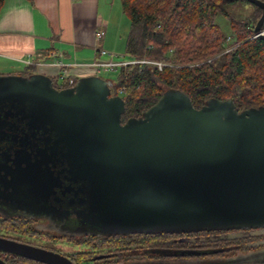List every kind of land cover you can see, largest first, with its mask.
I'll use <instances>...</instances> for the list:
<instances>
[{"label": "water", "instance_id": "95a60500", "mask_svg": "<svg viewBox=\"0 0 264 264\" xmlns=\"http://www.w3.org/2000/svg\"><path fill=\"white\" fill-rule=\"evenodd\" d=\"M246 1L261 10L253 34L264 41V3ZM110 87L94 76L56 89L39 73L0 75V130L26 129L15 137L21 152L13 162L39 164L36 172L64 166L76 188L67 192L81 198V228L103 237L264 229V107L238 112L232 100L211 99L195 109L167 90L122 123L124 102ZM0 252L72 264L3 238Z\"/></svg>", "mask_w": 264, "mask_h": 264}, {"label": "trees", "instance_id": "16d2710c", "mask_svg": "<svg viewBox=\"0 0 264 264\" xmlns=\"http://www.w3.org/2000/svg\"><path fill=\"white\" fill-rule=\"evenodd\" d=\"M264 3V0H259ZM4 0H0V9ZM130 26L125 53L133 59L161 61L121 69L111 96H120L128 118H139L167 90L184 93L195 109L211 99L232 100L238 112L264 107V41L250 38L261 10L246 0H119ZM242 3L250 19L231 9ZM226 20L222 31L218 19ZM236 44L223 53L224 47ZM28 70L16 75L29 76ZM56 89L73 87L51 79Z\"/></svg>", "mask_w": 264, "mask_h": 264}, {"label": "flooded vegetation", "instance_id": "af4514ba", "mask_svg": "<svg viewBox=\"0 0 264 264\" xmlns=\"http://www.w3.org/2000/svg\"><path fill=\"white\" fill-rule=\"evenodd\" d=\"M23 130H0V160L5 161L0 167V238L59 254L72 264H264V229L103 237L81 228L75 215L81 198L67 192L76 188L64 180V166L47 164L36 172L39 164L13 162L21 150L14 140ZM36 187L43 193L32 200ZM0 260L42 264L4 252Z\"/></svg>", "mask_w": 264, "mask_h": 264}, {"label": "crops", "instance_id": "0c3cea01", "mask_svg": "<svg viewBox=\"0 0 264 264\" xmlns=\"http://www.w3.org/2000/svg\"><path fill=\"white\" fill-rule=\"evenodd\" d=\"M118 7L115 0H4L0 9V75L28 70L58 80L56 62L89 64L98 59L99 49L124 53L129 29L124 34L125 29L117 25L118 18L125 16L122 10L119 15ZM97 32H103L98 42ZM27 60L34 65H26ZM71 75L99 77L86 67L72 68Z\"/></svg>", "mask_w": 264, "mask_h": 264}, {"label": "built area", "instance_id": "2783aa9c", "mask_svg": "<svg viewBox=\"0 0 264 264\" xmlns=\"http://www.w3.org/2000/svg\"><path fill=\"white\" fill-rule=\"evenodd\" d=\"M259 35L264 36V26L260 30ZM103 37V32H97L95 34V40L98 42ZM251 38H258V35H252ZM98 59L96 61H93L92 63L85 64V65H65L61 62H56V66L59 69L58 73V80L59 82H66L69 86H71L74 83V77L71 75V70L74 67H86L91 69L94 74H99L101 71H110L114 72L116 70L121 69H128L135 65H143L148 64L157 67L158 70H161L164 66H166L165 63L161 61H151V60H145V59H133L130 62H124V61H118V54L110 53L104 49H99L97 51ZM26 65H34L32 62L27 60L25 62ZM36 66H42V63H36Z\"/></svg>", "mask_w": 264, "mask_h": 264}, {"label": "rangeland", "instance_id": "374dc122", "mask_svg": "<svg viewBox=\"0 0 264 264\" xmlns=\"http://www.w3.org/2000/svg\"><path fill=\"white\" fill-rule=\"evenodd\" d=\"M119 0H115V3L116 5H118V2ZM117 7V6H116ZM120 8V3H119V7ZM253 8L249 5V4H246V3H242L240 5H237L235 7H233L231 9V11L233 12V15L236 19H240L242 21H245L246 19H250L249 16H251V13H252V10ZM119 13V12H118ZM119 15H122L121 13V8H120V13ZM122 18H118V21H117V25L119 24L121 30H123V28L125 29L124 30V34H126L128 32V29H129V26H130V23H129V20L127 17L125 16H121ZM218 23H221L222 25V31L224 33H227L228 31L225 32L226 30V20L223 19V18H220L218 19ZM252 37V36H251ZM250 37V38H251ZM236 44H231V45H228L226 47H224L223 49V53H227L229 51L232 50V48L235 46ZM118 58L117 60L118 61H124V62H130L132 61V58L128 55H126V53H118ZM119 73H120V70H116L114 72H110V71H101L99 73V77L104 79V80H108L110 82H112L113 84L117 82V79H118V76H119ZM112 94H114L113 92H111ZM63 248H65L64 250H71L70 248H66V246H63ZM98 264H102L101 262L98 263Z\"/></svg>", "mask_w": 264, "mask_h": 264}]
</instances>
